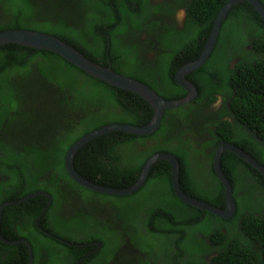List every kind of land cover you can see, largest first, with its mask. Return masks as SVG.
<instances>
[{
    "label": "trees",
    "instance_id": "trees-1",
    "mask_svg": "<svg viewBox=\"0 0 264 264\" xmlns=\"http://www.w3.org/2000/svg\"><path fill=\"white\" fill-rule=\"evenodd\" d=\"M150 1L0 0V31L54 36L92 62L146 84L163 99L179 100L187 91L175 82L176 72L200 57L220 9L230 0ZM182 8L186 17L178 27ZM145 52L152 53L149 61L143 59ZM186 78L197 90L195 101L165 110L151 135L110 132L97 137L77 151L75 170L94 184L125 189L137 182L151 156L168 153L180 164L181 190L224 209L214 151L206 149L228 143L264 166V20L253 6L243 2L229 9L209 58ZM217 94L224 103L206 117ZM225 113L231 120L210 118ZM152 115L139 96L89 76L57 54L0 46V207L17 202L4 206L0 236L9 242L28 240L39 260L34 244L39 219V227L64 242L52 240L40 264H108L120 250L135 259L146 248H156L155 243L166 247L173 264H264V176L232 153L224 152L220 159L236 204L229 219L182 202L167 161L157 162L142 188L128 196L93 192L69 178L64 157L78 139L111 124L145 126ZM202 134L210 140L199 142ZM209 174L219 189H198ZM40 191L54 200L47 210L45 196L31 197ZM81 206L93 216L81 212ZM79 226L88 228L81 234L75 231ZM95 242L101 243L99 250ZM28 260L25 245L0 240V264Z\"/></svg>",
    "mask_w": 264,
    "mask_h": 264
},
{
    "label": "water",
    "instance_id": "water-1",
    "mask_svg": "<svg viewBox=\"0 0 264 264\" xmlns=\"http://www.w3.org/2000/svg\"><path fill=\"white\" fill-rule=\"evenodd\" d=\"M243 2H247L251 6H253L256 9V11L259 13L261 18L264 20V6L259 2V0L228 1V3H226L219 11L215 19L214 25L212 27L211 33L207 39L203 51L200 54V57L193 62L181 66L176 72L175 82L179 86H182L187 91V95L182 99L172 100V101H167L163 99L162 97L157 95L154 90H152L150 87H148L146 84L142 82L115 73L114 71H112L110 67H104L92 62L91 60L87 59L77 49L73 48L72 46L66 44L65 42L61 41L60 39L54 36L47 35L41 32L29 31V30L0 31V46L20 45L24 47L33 48L36 50H44L57 54L63 59H65L67 62L71 63L72 65L76 66L86 74L90 75L91 77L97 78L113 87L134 93L135 95L145 100L153 109L152 119L145 126L111 124L104 126L100 129H97L83 136L82 138L78 139L75 143H73L67 150L64 157V167L69 178H71L75 183L79 184L80 186L89 189L90 191L93 192H97L104 195H112V196H128L136 193L138 190H140V188H142L145 181L147 180V177L152 167L157 162L167 161L171 165V175H172L171 179H172V186L174 193L182 202L190 206H193L195 208H198L200 210L207 211L217 217H221L224 219H229L235 214L236 204L233 200V190L230 182L223 174L220 165L221 155L224 152L232 153L241 160L245 161L246 163H249L263 176H264V166L258 163L257 161H255L252 157H250L248 154L243 152L241 149L228 143H220L213 156L214 171L225 189L226 207L224 209L215 208L211 205L206 204L205 202L199 201L198 199L186 195L181 190L179 183L180 164L173 155L168 153L161 152L151 156L144 165L137 182L133 186L126 189L107 188L86 180L75 170L73 161L77 151L80 148H82L84 145L91 142L92 140L96 139L97 137L103 136L107 133L125 132L140 136L151 135L157 132L158 129L160 128L165 110L177 109L179 107H182L184 105H187L195 101V99L198 96L197 90L195 86L191 82H189L185 77L187 74L202 67L205 61L209 58L211 52L215 47L218 34L221 28V24L224 18L226 17L227 12L234 5ZM36 195H44L48 198V205L45 209L47 210L51 205L50 196L46 193L39 192L36 194H32L31 197ZM15 203L17 202L5 203L0 207V220L4 206L13 205ZM38 222L39 219L36 222L37 226H38ZM1 241L5 245H18V244L25 245L29 253V260L27 264H32L33 262L32 247L27 240L21 239V240L9 242L1 239Z\"/></svg>",
    "mask_w": 264,
    "mask_h": 264
},
{
    "label": "flooded vegetation",
    "instance_id": "flooded-vegetation-1",
    "mask_svg": "<svg viewBox=\"0 0 264 264\" xmlns=\"http://www.w3.org/2000/svg\"><path fill=\"white\" fill-rule=\"evenodd\" d=\"M159 1H162V0H151L150 2L153 5H155V3H156V5H158V4H160ZM164 1H166V0H164ZM164 19H165V17H164ZM177 23H178L177 26L178 27H181L182 22L181 23L177 22ZM130 31L132 32V34L135 32L134 30H130ZM132 36L135 37V35H132ZM136 40L138 41L139 39H136ZM136 40L133 41L132 43H136ZM141 40L144 41L142 45L145 46L146 45L145 44V37L142 36L141 37ZM248 49L251 50V47L248 46ZM142 56H143V59H146L147 61H149L152 58V53L145 52ZM126 77H128V76H126ZM223 103H224L223 95L217 94L216 95L215 102L213 104H211L210 109H208L205 112L204 115L207 117V116H210L209 115L210 112L211 113H216V110L218 111V109L221 108V106H222ZM225 103L227 104L226 111H229L230 110V101H227ZM194 113H196V112H194ZM210 118H213V119H216V120H221V119L222 120H231V118L228 117V115L226 113H225L224 116H219L218 115V116H211ZM206 139L210 140V136H208L207 134H202L201 137L199 138V142H202V141H204ZM216 149H206V152L207 153H211V152L214 151V153H215ZM212 161H213V157H212ZM213 169H214V166H213ZM214 173H215V171H214ZM215 177H216V181L218 182V184H220L221 182L217 178L216 174H215ZM213 182H214V180L212 178V175L209 174V177L206 176V177H203L202 178V180L199 183L198 189H219V188H217V187L214 186ZM244 183H245V186H247L244 189H250L251 188L250 187V184L253 185L254 180L253 179H250V184L247 181H244ZM241 189H243V187ZM40 192L48 194L50 196V198H51V204L53 203L54 200L52 199V195L51 194H49V193H47L45 191H40ZM37 193H39V192H37ZM34 194H36V193H34ZM96 197L101 199L100 196H96ZM79 209H80L81 212H85V213H88L90 216H93L92 215L93 213H91L89 210L88 211L85 210L83 208V206L79 207ZM94 212L95 213L99 212V208L98 207L97 208H94ZM138 224H141V223H138ZM37 227H38L37 228L38 230L35 231L36 240H35L34 244H35L36 249H38L39 260L38 259L37 260L35 259V257H34L35 256V252L32 251L33 252V262H32V264H34L35 261L38 264L44 263L46 261L47 253L49 251V247H51V241L52 240H53L54 244L55 243H59V244L63 245V243H64L59 237L51 234L50 231H48L47 229L41 228L39 226H37ZM73 228H75V227H73ZM87 228L88 227H85L84 228L82 226H79V227H76L75 228V231H76V229H80L81 230V234H83L84 231ZM25 232H29V231L26 230ZM120 235H121V233H120ZM0 238H1V236H0ZM48 238L51 239V240H47ZM95 243L97 245L96 246V250H99V248L101 247V243L100 242H95ZM116 245H117V247H119V245H120V239H118L116 241ZM155 245H156V248H146L144 250V253L142 255L141 254L140 255L135 254V259L132 258V257L126 256L122 252V250H120L119 254H114V257L108 259L107 262H108V264H173L172 259H171V256L169 257L167 255V252L165 251L166 250V247L163 244H160V243H155ZM121 249L124 250V245L121 246ZM84 257L87 259L88 256H84ZM28 259H29V253H28ZM63 260L66 262V258H64ZM80 261H83V258H81ZM90 263L91 264H94L92 261H90ZM96 264H101V263L99 261H97Z\"/></svg>",
    "mask_w": 264,
    "mask_h": 264
},
{
    "label": "clouds",
    "instance_id": "clouds-1",
    "mask_svg": "<svg viewBox=\"0 0 264 264\" xmlns=\"http://www.w3.org/2000/svg\"><path fill=\"white\" fill-rule=\"evenodd\" d=\"M260 2V1H259ZM261 3V2H260ZM180 12H183V13H185V11H184V9H181V10H179L178 11V13H180ZM178 13H177V15H178ZM186 17V14L185 15H183V19ZM183 22V21H182ZM17 30H21V29H17ZM29 31H31V30H29ZM37 32V31H36ZM97 64V63H96ZM99 65V64H98ZM108 67H110V66H108ZM85 73V72H84ZM90 76V75H89ZM186 78V77H185ZM188 80V79H187ZM189 81V80H188ZM190 82V81H189ZM88 144V143H87ZM85 146V145H84ZM83 146V147H84ZM219 146V145H218ZM238 148V147H237ZM243 151V150H242ZM244 152V151H243ZM246 153V152H245ZM247 154V153H246ZM250 156V155H249ZM251 157V156H250ZM254 159V158H253ZM255 160V159H254ZM256 161V160H255ZM216 174V173H215ZM223 174H224V172H223ZM225 175V174H224ZM217 176V175H216ZM226 177V176H225ZM218 178V177H217ZM227 178V177H226ZM71 179V178H70ZM232 187V186H231ZM107 188H109V187H107ZM129 188V187H128ZM114 189V188H113ZM126 189V188H125ZM233 189V188H232ZM133 195V194H132ZM1 221V220H0ZM37 225V224H36ZM1 239H3L2 237L0 238V240ZM3 240H5V239H3ZM21 240V239H20ZM26 240V239H25ZM28 241V240H27ZM2 242V241H1ZM29 242V241H28ZM3 243V242H2ZM19 245V244H18ZM28 263V262H27Z\"/></svg>",
    "mask_w": 264,
    "mask_h": 264
},
{
    "label": "rangeland",
    "instance_id": "rangeland-1",
    "mask_svg": "<svg viewBox=\"0 0 264 264\" xmlns=\"http://www.w3.org/2000/svg\"><path fill=\"white\" fill-rule=\"evenodd\" d=\"M183 15H185V13H183V12H180V13H178V15H177V17H176V21L177 22H179V23H181L182 21H183ZM176 129H175V131H173V134L172 135H174V132L176 133ZM206 192H210L211 191V189H204ZM247 191L249 192V189H247Z\"/></svg>",
    "mask_w": 264,
    "mask_h": 264
},
{
    "label": "bare ground",
    "instance_id": "bare-ground-1",
    "mask_svg": "<svg viewBox=\"0 0 264 264\" xmlns=\"http://www.w3.org/2000/svg\"><path fill=\"white\" fill-rule=\"evenodd\" d=\"M187 75H188V74H187ZM187 75H186V76H187Z\"/></svg>",
    "mask_w": 264,
    "mask_h": 264
}]
</instances>
